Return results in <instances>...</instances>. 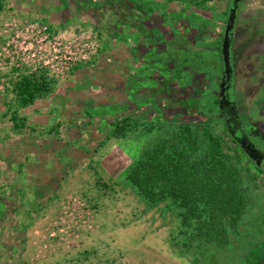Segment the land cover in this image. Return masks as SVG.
<instances>
[{"label": "rangeland", "instance_id": "374dc122", "mask_svg": "<svg viewBox=\"0 0 264 264\" xmlns=\"http://www.w3.org/2000/svg\"><path fill=\"white\" fill-rule=\"evenodd\" d=\"M261 2L241 0L235 24V41L257 40L233 87L255 118ZM228 4L0 0V264H264V174L230 141L215 102ZM30 73L46 74L51 89L21 106L12 88ZM185 125L189 162L206 163L209 130L236 171L243 206L227 225L205 208L202 231L193 217L186 229L172 197L149 204L128 181Z\"/></svg>", "mask_w": 264, "mask_h": 264}, {"label": "trees", "instance_id": "16d2710c", "mask_svg": "<svg viewBox=\"0 0 264 264\" xmlns=\"http://www.w3.org/2000/svg\"><path fill=\"white\" fill-rule=\"evenodd\" d=\"M230 3L231 0L228 7ZM252 41H255L254 35L245 45ZM239 48L240 46L233 51L237 52ZM51 85L52 79L46 74L30 73L21 75L14 82L12 91L20 105L26 106L48 93ZM16 118L13 114L12 120L15 121ZM191 128V125L180 127L176 134V144L171 145V151L165 147L166 141L146 151L129 172L128 181L149 204L172 197L174 203L185 210L183 226L188 229L193 217L196 229L201 232L206 225L202 218L205 208L210 210L211 215H221L227 225L230 219L239 216L243 198L238 191L236 171L227 164L220 143L209 130L205 131L208 141L206 163L200 166L189 162V149H192L195 142Z\"/></svg>", "mask_w": 264, "mask_h": 264}, {"label": "flooded vegetation", "instance_id": "af4514ba", "mask_svg": "<svg viewBox=\"0 0 264 264\" xmlns=\"http://www.w3.org/2000/svg\"><path fill=\"white\" fill-rule=\"evenodd\" d=\"M241 35L242 33L239 35L235 28L231 47V65L233 69L231 87L228 88L227 83H222L223 71H221L218 91L215 93V102L217 103L218 116L222 120V127L230 141L240 150L247 161L264 174V107L259 106L256 118L255 115L252 117L246 116L242 112L240 101L236 100L235 91L233 90L237 72L236 64L239 63V57L247 48L246 46L249 45L245 44L250 40L249 38L242 44L235 41L237 38L240 39ZM239 46V51H233Z\"/></svg>", "mask_w": 264, "mask_h": 264}, {"label": "water", "instance_id": "95a60500", "mask_svg": "<svg viewBox=\"0 0 264 264\" xmlns=\"http://www.w3.org/2000/svg\"><path fill=\"white\" fill-rule=\"evenodd\" d=\"M241 0H231L227 10V19L224 24L223 33L221 35L220 56L222 61L223 80L222 83H227V87H231L232 82V65H231V47L232 35L235 29L237 11Z\"/></svg>", "mask_w": 264, "mask_h": 264}, {"label": "crops", "instance_id": "0c3cea01", "mask_svg": "<svg viewBox=\"0 0 264 264\" xmlns=\"http://www.w3.org/2000/svg\"><path fill=\"white\" fill-rule=\"evenodd\" d=\"M264 1L262 0V2L261 3H263ZM262 6H264V5H262ZM258 38V37H257ZM257 40L255 39V41H252V43L253 42H256ZM238 43H241V41H238ZM249 44H251V42L249 43Z\"/></svg>", "mask_w": 264, "mask_h": 264}]
</instances>
